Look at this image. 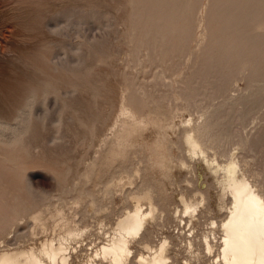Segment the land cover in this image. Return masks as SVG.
Masks as SVG:
<instances>
[{
    "label": "rangeland",
    "instance_id": "374dc122",
    "mask_svg": "<svg viewBox=\"0 0 264 264\" xmlns=\"http://www.w3.org/2000/svg\"><path fill=\"white\" fill-rule=\"evenodd\" d=\"M0 2L9 14L4 27L16 34L5 42L12 54L0 55L6 84L22 75L34 81L31 51L45 46V76L55 77L57 60L63 65L68 48L78 49L75 75L59 69L64 96H49L41 157L25 154L26 169L0 165V251L36 250L74 229L82 234L69 243L68 264H105L94 252L131 208L130 195L150 190L157 213L130 243L133 254L144 253L142 242L166 239L170 264H220L213 260L228 196L214 158L221 166L236 161L237 177L264 195V0H60L66 38L57 43L45 25L53 20L35 11L53 0ZM124 97L138 104L141 127L120 136L113 123ZM188 136L198 138L206 161L187 152ZM180 197L192 212L183 213ZM35 210L43 228L30 220ZM57 210L63 230L52 233Z\"/></svg>",
    "mask_w": 264,
    "mask_h": 264
},
{
    "label": "bare ground",
    "instance_id": "6f19581e",
    "mask_svg": "<svg viewBox=\"0 0 264 264\" xmlns=\"http://www.w3.org/2000/svg\"><path fill=\"white\" fill-rule=\"evenodd\" d=\"M53 1L54 5L52 8H47L44 3L35 11L43 14L47 21H49L48 19L53 20L50 21V24L46 23L45 25L54 42L57 43L64 27L59 15L60 0ZM72 9L73 15H75L73 6L71 7ZM77 11L79 10L77 9ZM8 16V12L0 5V40H3L4 43L9 36L16 37L14 31L4 27L5 19ZM89 16L91 17L92 15ZM85 23L84 25H86ZM88 25L87 27L85 26L86 29ZM66 27L71 34H74V29L77 28L72 18H69ZM64 37L66 38L65 34ZM13 41L15 42V40ZM44 47L38 51H31L36 61L34 63L36 71L33 82H29L23 75L20 78L14 77L15 82L13 84L12 82L6 84L3 79H0V165L6 166L9 162L15 161L17 166L26 169L29 167V161L28 158L27 160L24 159L25 154L34 150L36 157H41L49 96H53L52 100L54 102L56 97L63 94L59 92L60 88L58 87L59 69L64 65L65 69L75 75L76 67H78V61L74 58L78 49L75 46H71L68 48L69 55L63 59V65L57 60L53 69L56 76L46 77L43 64L47 62L49 53ZM56 47H59L58 44H56ZM12 52L13 50L9 44H0V55L5 54L8 56ZM29 53L27 52V54ZM71 86L75 87L73 81ZM67 94L73 97L71 99L72 102L74 99L72 89ZM123 101V106L119 107L113 123L114 130L120 136L141 127V121L137 116L138 104L125 97ZM59 109L60 107L55 113L56 116L60 113ZM53 135L55 134L53 133ZM186 143L189 154L199 155L206 161V154L198 138L188 136ZM181 163L184 165V162ZM213 165L222 174L223 191L228 196L227 212L218 224L221 235L216 257L213 261L220 264H264V195L256 190L249 180L244 177H237L238 164L236 161L228 160L224 166H221L218 165L214 158ZM209 166L211 167V165ZM110 188L111 185L109 187L106 186L105 191ZM129 200L132 202L131 208L125 209L117 218L112 233L109 236L107 235L106 242L96 249L93 258L105 264H129L130 261L133 264H170L171 261L166 255L168 246L166 239H162L155 246L142 242L141 249L144 253L137 252L133 254L129 248L132 241H140L146 223L154 220L157 213V207L153 202L150 190H145L140 194H131ZM179 200L182 203L184 214L193 211L184 204L182 197ZM201 200L203 203V197H201ZM142 205H145V207L143 208ZM29 216L32 222L41 223L39 210L31 212ZM63 221V214L60 210H57L56 214L50 218L51 232L53 233L56 228L60 231L63 230ZM211 224L215 225V222H211ZM40 225L43 228V224L41 223ZM81 234L77 230L67 229L60 232L56 238L40 241L36 250L32 247L23 250H1L0 264H68L70 260L69 243L80 242ZM187 245L190 247L189 242ZM203 246L206 253L211 255L213 252L212 245L206 237L203 239ZM88 264L94 263L90 260ZM181 264L189 263L184 260Z\"/></svg>",
    "mask_w": 264,
    "mask_h": 264
}]
</instances>
